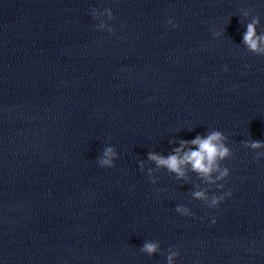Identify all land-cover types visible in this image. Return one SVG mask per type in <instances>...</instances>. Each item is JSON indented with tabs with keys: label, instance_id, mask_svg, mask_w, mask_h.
I'll return each instance as SVG.
<instances>
[{
	"label": "clouds",
	"instance_id": "9594fccd",
	"mask_svg": "<svg viewBox=\"0 0 264 264\" xmlns=\"http://www.w3.org/2000/svg\"><path fill=\"white\" fill-rule=\"evenodd\" d=\"M91 15L94 19L107 16L108 20L114 19L111 9H92ZM251 15L250 12H244V16ZM168 24H173L172 20L167 21ZM260 19L258 16H252L250 22L246 24V31L243 33V44L247 51L264 56V32L257 31ZM99 30H107L113 33L114 30L105 21L101 20L96 26ZM219 36L220 33H215ZM224 71H228L225 66ZM228 137L219 130H211L206 135H197L190 141L182 140L179 147H175L173 152L167 156L160 153L149 152L148 161L155 165V170L166 169L169 174H174L177 180H189V171L195 173L205 187L194 185L195 190L191 193L194 200H199L209 208H216L225 199L226 196L232 195L231 191L223 195H209V187L215 185L218 189H223L225 185L220 183L229 176V168L222 166V162L233 156V152L227 146ZM170 143H174L170 141ZM244 147L252 150L264 149V140H246L243 142ZM264 156V152L257 151L256 159L259 160ZM118 158V153L113 146L105 147L102 155L97 160L101 168L114 167V160ZM140 169L143 171L145 162L140 161ZM154 169H148V175L151 178V183L156 184L157 180L153 176ZM175 211L183 216H192V210L189 207L179 205ZM215 218L212 223L214 224ZM140 251L148 256H152L160 251L158 241L147 240L144 242ZM179 252L170 248L167 254V264H175V258L179 256Z\"/></svg>",
	"mask_w": 264,
	"mask_h": 264
}]
</instances>
